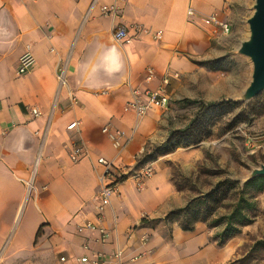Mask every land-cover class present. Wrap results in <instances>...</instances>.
Instances as JSON below:
<instances>
[{"label":"crops","instance_id":"1","mask_svg":"<svg viewBox=\"0 0 264 264\" xmlns=\"http://www.w3.org/2000/svg\"><path fill=\"white\" fill-rule=\"evenodd\" d=\"M236 1L0 0V28L8 33L0 39V264H77L82 256L106 264H240L250 225L220 244V228L209 221L185 230L169 218L221 181L195 194L178 186L172 169L196 184L199 169L209 167L208 155L216 159L219 152L210 143L164 151L171 132L180 128L178 104L221 100L222 91L211 92L210 85L234 81H212L191 53L204 52L216 38L203 18L218 13L227 20ZM115 2L120 8L113 19L101 7ZM132 24L151 31L119 44L124 72L99 84L87 81L83 66L95 61L98 46L113 42L116 27ZM157 30L163 31L159 39L153 36ZM27 46L35 63L21 74ZM61 67L67 80L62 88ZM148 68L155 70L151 81ZM167 71L179 73L168 86L167 110L154 108L138 118L124 109L135 90L155 89ZM34 106L42 111L37 118L29 113ZM73 122L77 127L69 129ZM106 125L125 132L120 150L103 132ZM77 147L83 155L73 162ZM155 147L161 151L150 155ZM100 157L114 159L117 172L125 174L105 209L106 240L99 231H79L86 221H96L93 200L104 173ZM148 163L155 172L140 187L133 175ZM117 251L121 260H109Z\"/></svg>","mask_w":264,"mask_h":264},{"label":"rangeland","instance_id":"2","mask_svg":"<svg viewBox=\"0 0 264 264\" xmlns=\"http://www.w3.org/2000/svg\"><path fill=\"white\" fill-rule=\"evenodd\" d=\"M254 0H237L233 11H229L226 21L232 25L233 34L225 37L215 36L210 39V45L204 52L191 53L192 60L208 69V77L212 81L217 78H233V82L225 85H210L211 92L219 88L222 91L221 100L236 102L235 97L240 94L251 78L252 65L247 57L237 53L241 39L247 36V18L253 12ZM201 56L206 59L201 61ZM193 72V71H192ZM197 73V70L193 72ZM241 77V78H240ZM242 79V80H241ZM205 102H215L213 100ZM230 107V112L213 128V135L202 143L213 144L214 150L219 152L215 159H210L209 167H201L196 184L192 178H186L179 168H173V176L181 188L192 190L195 194L214 185L217 178L240 181L247 176L253 167L264 163V92L259 94L250 104ZM245 110L241 122L233 121L236 114ZM197 110V106L182 102L178 104L177 122L180 128L190 123ZM236 127L221 135L230 124ZM219 160L221 161L219 163ZM224 212L223 208L221 212ZM247 242L242 246L240 264H264V193L258 197V212L254 222L244 234Z\"/></svg>","mask_w":264,"mask_h":264},{"label":"built area","instance_id":"3","mask_svg":"<svg viewBox=\"0 0 264 264\" xmlns=\"http://www.w3.org/2000/svg\"><path fill=\"white\" fill-rule=\"evenodd\" d=\"M119 5L115 2L112 4H106L101 7V11L104 15L110 16L113 19L116 18L119 10ZM194 10L189 9V15H193ZM205 26H207L210 32L214 36L225 37L232 33V25L230 22L220 17L218 13H212L203 18ZM131 30L133 33H131ZM151 30L144 27L141 24H132L129 27L118 26L113 30V39L120 45L131 44L137 36L143 33H150ZM163 34L162 30H157L153 33L155 39H159ZM35 63V56L31 50V47L27 46L24 53L20 56L19 73L24 74L29 71ZM65 67L59 68L58 78L61 88L66 85ZM155 76V70L153 68L147 69V80L151 81ZM179 77L178 72L167 71L161 78V83L155 89H146L145 91L135 90L133 97L125 104L124 109L126 111H133L138 118L147 114L151 109L167 110L170 104V96L168 93V86L172 78ZM70 99L77 103V98L72 92H69ZM29 113L32 117L37 118L42 115V111L34 106L29 107ZM77 127V122L71 123L68 128L74 129ZM113 145L117 149L123 147L121 139L125 136V132L120 129L111 128L110 125H106L103 128ZM146 151V147L143 148V152ZM83 155L81 147L75 148L71 153V159L73 162H78ZM98 163L104 166V173L101 176V186L98 192L94 195L93 208L96 221H86L79 227V231L84 230L99 231L102 235V240H106L108 232L102 226V220L104 218L105 209L111 204L112 196L119 192V185L124 179V173L119 171L115 163V160H108L105 157H100ZM155 170L152 163L146 164V166L138 173L133 175L137 185L142 187L146 178L153 176ZM29 187L32 186L29 184ZM122 252L117 251L108 257L109 260H121ZM65 256L61 257V261H66ZM107 260H102L100 257L91 258L89 256H82L76 259L77 264H106Z\"/></svg>","mask_w":264,"mask_h":264},{"label":"trees","instance_id":"4","mask_svg":"<svg viewBox=\"0 0 264 264\" xmlns=\"http://www.w3.org/2000/svg\"><path fill=\"white\" fill-rule=\"evenodd\" d=\"M182 102L197 106V110L189 124L171 132L165 152L178 147L200 145L213 135V128L226 118L230 107L243 106L241 102L232 101L205 102L185 99ZM244 112L243 109L236 114L233 121L241 122ZM235 127V123L230 124L221 135ZM160 151V148L155 147L150 155ZM262 193L264 176H258L246 183L231 179L221 180L209 191L191 200L185 208L172 212L169 218L179 220L185 230L194 229L199 221H209L211 226L220 228L217 235L219 243L223 244L239 233L242 227L254 222L258 212V197ZM223 208L225 211L221 212ZM258 244L264 246V241Z\"/></svg>","mask_w":264,"mask_h":264},{"label":"water","instance_id":"5","mask_svg":"<svg viewBox=\"0 0 264 264\" xmlns=\"http://www.w3.org/2000/svg\"><path fill=\"white\" fill-rule=\"evenodd\" d=\"M248 33L240 40L237 53L247 57L252 65L251 78L243 91L235 97L236 102L250 104L264 92V0H254L253 12L247 18ZM258 176H264V163L253 167L242 178L246 183Z\"/></svg>","mask_w":264,"mask_h":264},{"label":"clouds","instance_id":"6","mask_svg":"<svg viewBox=\"0 0 264 264\" xmlns=\"http://www.w3.org/2000/svg\"><path fill=\"white\" fill-rule=\"evenodd\" d=\"M7 35V30L0 28V39ZM98 48L95 61L83 66L85 79L93 84L102 83L105 77H116L125 70L124 57L115 39L111 44L100 45Z\"/></svg>","mask_w":264,"mask_h":264}]
</instances>
